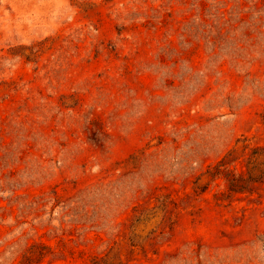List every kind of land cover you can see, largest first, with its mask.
<instances>
[{
	"label": "rangeland",
	"instance_id": "obj_1",
	"mask_svg": "<svg viewBox=\"0 0 264 264\" xmlns=\"http://www.w3.org/2000/svg\"><path fill=\"white\" fill-rule=\"evenodd\" d=\"M244 140L264 0H0V264H264Z\"/></svg>",
	"mask_w": 264,
	"mask_h": 264
},
{
	"label": "trees",
	"instance_id": "obj_2",
	"mask_svg": "<svg viewBox=\"0 0 264 264\" xmlns=\"http://www.w3.org/2000/svg\"><path fill=\"white\" fill-rule=\"evenodd\" d=\"M242 156L238 149H233L227 153L215 166L209 168L205 175L208 177L206 186L199 187L202 192L208 189V186L217 179L224 178L231 193H239L250 190V184L256 182L255 170L264 175L257 163L260 156L264 157V148L252 147L248 140L242 141ZM246 157V170L242 169L241 158ZM200 179V178H199Z\"/></svg>",
	"mask_w": 264,
	"mask_h": 264
}]
</instances>
